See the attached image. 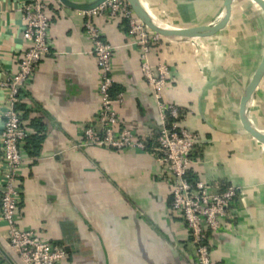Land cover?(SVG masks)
I'll return each mask as SVG.
<instances>
[{"label":"crops","instance_id":"obj_1","mask_svg":"<svg viewBox=\"0 0 264 264\" xmlns=\"http://www.w3.org/2000/svg\"><path fill=\"white\" fill-rule=\"evenodd\" d=\"M20 1L0 0L1 79L16 71L23 48ZM46 1L53 45L22 90L31 135L23 147L17 225L63 246L62 264H195L194 245L171 210L170 186L158 179L163 168L155 157L136 149L80 145L81 126L94 118L100 100L99 64L76 10ZM222 3L143 0L156 20L173 27L215 23ZM96 24L115 46L113 90L124 97L113 104L122 125L155 133L156 100L124 21L101 17ZM263 50L264 13L252 0H233L229 21L218 34L189 41L165 38L150 53L152 63L169 65L164 99L184 110L179 123L197 136L189 174L213 191L225 185L239 189L231 218L211 237L216 264H264V144L244 131L238 112ZM6 101V90L0 89V131ZM247 109L264 132V76ZM1 175L0 161V184ZM6 234L0 217V264H23Z\"/></svg>","mask_w":264,"mask_h":264},{"label":"built area","instance_id":"obj_2","mask_svg":"<svg viewBox=\"0 0 264 264\" xmlns=\"http://www.w3.org/2000/svg\"><path fill=\"white\" fill-rule=\"evenodd\" d=\"M18 11L23 19V48L16 71L4 79L0 78V89L7 93L0 131V217L7 225L8 244L23 264H62L66 257L63 246L43 239L31 228L19 227L16 222L23 147L31 135L23 111L16 106L22 103V90L30 84L38 63L49 54L53 45L46 0H21ZM76 12L81 16L84 34L90 41L91 53L100 70L97 112L91 121L82 124L80 145L117 151L136 149L153 155L163 168L157 175L158 179L170 186L171 210L184 223L194 245V263L216 264L212 257L211 237L220 232L231 218L239 189L229 185L213 191L204 181L188 177L194 162L192 153L197 136L179 123L180 108L164 99L163 91L170 77L169 65L150 60L152 48L165 37L144 25L126 0H105L93 9ZM101 17L122 19L129 42L138 49L141 73L158 108L160 123L155 133H138L121 123L113 102L116 99L122 102L124 94L119 92L114 96L111 93L115 46L103 39L96 24V19Z\"/></svg>","mask_w":264,"mask_h":264},{"label":"water","instance_id":"obj_3","mask_svg":"<svg viewBox=\"0 0 264 264\" xmlns=\"http://www.w3.org/2000/svg\"><path fill=\"white\" fill-rule=\"evenodd\" d=\"M64 6L73 10L86 11L95 8L105 0H95L91 3H73L69 0H59ZM135 16L149 29L157 32L165 38H174L183 41L213 37L222 31L230 18L231 4L233 0H223L222 12L215 23L201 24L185 27L168 26L156 20L146 9L143 0H126ZM264 13V0H252ZM264 76V50L261 59L253 71L248 83L240 96L238 103L239 120L244 131L256 141L264 144V132L256 128L248 116L247 104L255 89Z\"/></svg>","mask_w":264,"mask_h":264},{"label":"trees","instance_id":"obj_4","mask_svg":"<svg viewBox=\"0 0 264 264\" xmlns=\"http://www.w3.org/2000/svg\"><path fill=\"white\" fill-rule=\"evenodd\" d=\"M159 45H160V44L154 46L153 48H156V47L159 46ZM153 48H152V49H153ZM113 87H114V86H113ZM113 87H112L111 93H112V95L115 96V93H117V92L113 90ZM117 94H118V93H117ZM16 107H17V109L23 111V117L26 118L27 111L25 110V107H24L22 104H18ZM179 113H180V115H181V117L179 118V120H180V119L183 117V115H184L185 112H184L183 109H179ZM170 121L173 122L174 120L171 119ZM30 140H31V139H30ZM196 150H197V149H196ZM195 155H196V153H195V147H194V149H193V153H192V158H195ZM188 177H189L190 180H191V179H195V178H193L190 174L188 175ZM227 186H229V185H225L224 188L227 187ZM224 188H223V189H224Z\"/></svg>","mask_w":264,"mask_h":264}]
</instances>
